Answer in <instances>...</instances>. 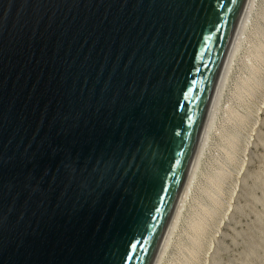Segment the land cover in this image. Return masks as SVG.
<instances>
[{
	"label": "water",
	"instance_id": "1",
	"mask_svg": "<svg viewBox=\"0 0 264 264\" xmlns=\"http://www.w3.org/2000/svg\"><path fill=\"white\" fill-rule=\"evenodd\" d=\"M245 0H0V264H152Z\"/></svg>",
	"mask_w": 264,
	"mask_h": 264
},
{
	"label": "rangeland",
	"instance_id": "2",
	"mask_svg": "<svg viewBox=\"0 0 264 264\" xmlns=\"http://www.w3.org/2000/svg\"><path fill=\"white\" fill-rule=\"evenodd\" d=\"M185 200L160 264H264V0H253Z\"/></svg>",
	"mask_w": 264,
	"mask_h": 264
},
{
	"label": "bare ground",
	"instance_id": "3",
	"mask_svg": "<svg viewBox=\"0 0 264 264\" xmlns=\"http://www.w3.org/2000/svg\"><path fill=\"white\" fill-rule=\"evenodd\" d=\"M253 0H245L240 16L238 18V21L236 23L233 35L231 37V41L229 43L228 49L226 51L224 61L221 65L220 71L218 73V77L216 80V84L214 86L212 96L210 98V102L208 105V109L206 111V115L204 118L203 125L201 127V131L196 143V147L194 150V154L192 156L191 162L188 167V171L182 186V189L178 195L176 204L173 208V211L170 215V218L168 220L166 229L163 233L162 239L159 243L158 249L156 251V254L154 256V259L152 261V264H160L162 257L164 253L166 252L169 242L171 239V236L173 234V231L177 225L181 209L183 207L184 200L186 199V196L189 192L190 186L192 181L194 180V177L196 175V172L198 170V166L200 163L201 155L203 152V148L205 147V144L207 142V139L209 137V134L211 132L213 119L216 113V106L219 100V97L221 95V92L223 90V86L225 85L226 78L228 77V73L230 70L231 62L236 54V51L239 47V44L241 42V37L243 36L246 27L247 22L249 19V13L252 8ZM186 201V200H185Z\"/></svg>",
	"mask_w": 264,
	"mask_h": 264
}]
</instances>
